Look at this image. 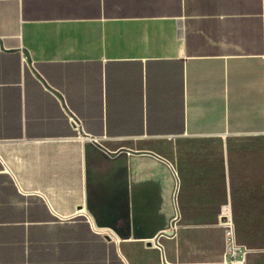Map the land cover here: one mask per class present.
<instances>
[{"label": "crops", "instance_id": "crops-1", "mask_svg": "<svg viewBox=\"0 0 264 264\" xmlns=\"http://www.w3.org/2000/svg\"><path fill=\"white\" fill-rule=\"evenodd\" d=\"M225 220L264 264V0H0V264H222Z\"/></svg>", "mask_w": 264, "mask_h": 264}, {"label": "built area", "instance_id": "built-area-1", "mask_svg": "<svg viewBox=\"0 0 264 264\" xmlns=\"http://www.w3.org/2000/svg\"><path fill=\"white\" fill-rule=\"evenodd\" d=\"M22 58L24 57L22 56ZM66 118L72 127L76 128L78 122L75 120V116L66 115ZM89 138H94V136H89ZM222 224L225 228V235L227 239L225 250L228 254V259L223 258L222 264H244V253L246 251V247L238 242L234 243L231 224L228 220H225Z\"/></svg>", "mask_w": 264, "mask_h": 264}, {"label": "water", "instance_id": "water-1", "mask_svg": "<svg viewBox=\"0 0 264 264\" xmlns=\"http://www.w3.org/2000/svg\"><path fill=\"white\" fill-rule=\"evenodd\" d=\"M96 144H98V143H96ZM111 153V152H110Z\"/></svg>", "mask_w": 264, "mask_h": 264}]
</instances>
